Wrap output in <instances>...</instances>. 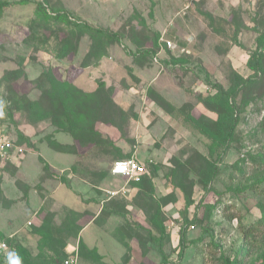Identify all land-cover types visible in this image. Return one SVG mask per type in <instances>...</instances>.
<instances>
[{"label": "rangeland", "instance_id": "1", "mask_svg": "<svg viewBox=\"0 0 264 264\" xmlns=\"http://www.w3.org/2000/svg\"><path fill=\"white\" fill-rule=\"evenodd\" d=\"M37 1L9 5L0 15V104L12 110V116L0 114V129L24 148L12 160L0 157V233L20 242L41 264H163L165 259L170 264H222V255L232 258L242 244L244 228L260 215L256 199L241 192L234 195L231 189L241 178L240 172L232 171L235 162L248 151L264 150V97L247 106L237 127L246 148L241 153L231 148L218 159V151L211 155L219 172L207 189L193 168L197 152L211 158L212 140L189 122H178L156 99L168 102L178 116H183L178 108L187 104L196 114L215 118L198 100L214 91L205 73L224 86L231 83L233 70L250 74V15L243 16L248 25L240 35L243 47L217 54L213 47L230 39L233 27L225 22L231 6H218L220 0H193L189 9L179 11L174 0H46L48 8L66 10L74 19L118 34L94 63L83 59L90 44L87 35L70 55L65 48L56 56L53 49L44 50L34 41L29 23ZM241 1L248 2L238 4ZM203 11L225 20L223 35L211 30ZM215 21L219 26V19ZM140 49L155 51L141 60L136 55ZM181 54L188 59V71L168 63ZM42 77L87 93L104 82L114 108H107L110 122H96L94 129L108 146L82 142L55 121H35L23 108L16 110L14 101L22 94L38 96L35 80ZM126 156L136 158L146 173L151 162L161 164V169L140 188L134 183L138 180L111 173L113 162ZM251 166L246 163L244 168L250 172ZM167 194L169 202L162 204ZM184 213L200 221L186 226L181 243ZM227 213L237 218L227 220ZM155 215L165 226L163 232L153 221ZM250 258L247 255L245 262Z\"/></svg>", "mask_w": 264, "mask_h": 264}, {"label": "trees", "instance_id": "2", "mask_svg": "<svg viewBox=\"0 0 264 264\" xmlns=\"http://www.w3.org/2000/svg\"><path fill=\"white\" fill-rule=\"evenodd\" d=\"M25 1L27 0L12 2L0 0V15L5 7ZM244 4V1H241L237 5L231 6L228 10L226 21L221 17L214 16L209 11H203L208 16L211 30L213 29L218 34L223 35L224 31L226 32L222 21L232 23L233 25L230 39H226L225 42H220L213 47L217 54H226L232 46L243 47L240 35L241 31L248 27L243 16L249 14L253 21L251 30L254 33V46L250 50L246 62V67L250 71V74L244 76L236 70H233L230 77L231 83L228 86H224L218 81L210 80L208 73H205L207 86L214 91L208 92L206 95H199L198 100L208 110L215 113V118H211L200 112L196 114L187 104L178 108V112L183 115L178 116L177 113L174 114L175 108L168 102H164L161 98L156 99L158 104L169 114H173L178 122L186 124L189 122L200 133L205 134L212 140V146L209 147V156L211 158L197 152V164L193 168L198 182L206 189L209 183L212 185L213 181L217 179L219 172L217 160L213 159L211 155L215 151H218V159L220 156H224L231 148H235L238 153H241V150L246 148L243 141L241 142L237 127L244 119L242 114L246 112L247 106L251 102L255 103L264 97V0H248L245 4L247 5L246 7H244ZM48 7L46 0L37 1L34 9L35 16L29 23V30L34 41H40L41 48L47 51L53 49L56 56L65 48L69 50V55L75 54L78 50L80 38L83 35H87L90 39V44L83 59L95 63L106 54L108 44L119 39L117 33H112L106 28L74 19L71 16L72 14L66 10H56ZM216 19L220 21L219 26L213 25L214 22L216 23ZM154 47L156 49L159 47L156 41ZM166 49L169 48L166 47ZM137 51L136 55L143 60L144 56L152 57L151 55L155 50L140 49ZM167 51V53H170L169 50ZM170 61L168 62L169 64L171 63L173 66H179L182 70L188 71L189 62L184 55L172 56ZM35 83V88L39 91L38 96L31 99L27 95L22 94L14 101L16 110L23 108L27 114L34 117L35 121H55L64 131L78 139H82V142L91 141L97 145L108 146V140L94 129L96 122H110L106 119L107 115L111 116L107 108H114L112 98L110 95H107V91L110 90L106 89L104 82H99L95 92L91 93L79 90L67 82L52 81L50 79L45 81L43 77L35 80ZM259 86H263L261 91L258 89ZM0 114L12 116V110L7 111L0 104ZM250 136H253V134L248 137ZM18 137L19 139L17 141L19 143L23 141L20 139L23 137L21 133H19ZM24 139L28 145H31L28 138ZM14 143L17 144L15 140ZM246 163H251L252 165L250 172H247L244 168ZM234 165L235 167L232 171L234 172L236 170V172H240L241 178L233 189H231L232 186H229L227 189L233 190L232 194L234 195L241 192L245 193V198L247 199H256L255 204L260 210V215L254 222L244 228L242 244L237 250V253L232 258L222 255L218 262L222 264H264V200L261 199L264 196L263 148L257 149L255 152L248 151L246 157L243 155ZM148 169V174L145 168V172L139 175L138 181H134L140 188L145 187L148 182H151L152 176L157 175L161 169V164H153L151 162L148 164ZM229 177L231 179L234 178L232 174ZM178 184L184 186L183 180H180ZM186 196V205H189L192 203V200L190 199V195L187 194ZM161 202L162 204L169 202L168 194L161 197ZM207 207L211 209L215 206L207 205ZM159 208L157 206L156 210L159 211ZM183 218V227L180 231L181 243H183L186 226L191 224L194 227L192 223L200 221L196 218L189 219L186 213L183 214ZM226 218L232 221L237 218V215L227 213ZM153 221L156 222L160 231L163 232L165 230L164 224L158 221L156 215ZM0 240H4L9 246L15 247V253L12 257L0 254V264H14L17 260L18 264H41L38 261L36 262L25 247L16 239L0 233ZM239 254H241V258H239ZM181 255L182 248L179 250V258H181ZM247 255L251 256V258L246 263L245 257ZM59 261L57 260L56 264ZM162 262L163 264L171 263L166 259Z\"/></svg>", "mask_w": 264, "mask_h": 264}, {"label": "built area", "instance_id": "3", "mask_svg": "<svg viewBox=\"0 0 264 264\" xmlns=\"http://www.w3.org/2000/svg\"><path fill=\"white\" fill-rule=\"evenodd\" d=\"M166 43L172 46L170 41H166ZM23 153V146L15 144L14 140L0 129V157L3 159H12L14 156L22 155ZM110 170L114 175L127 176L134 180H138L139 175L145 171L144 166L134 157L114 161ZM110 193L114 195L116 192L112 191ZM14 253L15 247L9 246L4 240H0V254L12 257Z\"/></svg>", "mask_w": 264, "mask_h": 264}, {"label": "crops", "instance_id": "4", "mask_svg": "<svg viewBox=\"0 0 264 264\" xmlns=\"http://www.w3.org/2000/svg\"><path fill=\"white\" fill-rule=\"evenodd\" d=\"M197 1V0H196ZM221 1V4L219 2L218 3V6L220 7H225V6H235L238 4V2L240 0H220ZM191 3H188L184 0H174V4H176V10H183L184 8L185 9H189L191 7V4H193V0L192 1H189ZM199 9L196 7V10ZM179 22V21H178ZM181 23V22H180ZM178 27V25H176ZM232 50V49H231ZM20 156V155H19ZM12 160V159H11ZM116 176V175H115ZM113 196V195H112Z\"/></svg>", "mask_w": 264, "mask_h": 264}]
</instances>
